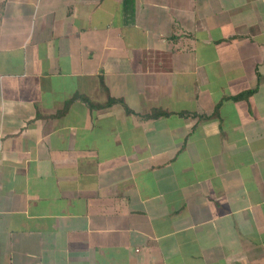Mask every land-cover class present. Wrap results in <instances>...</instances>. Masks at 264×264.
Instances as JSON below:
<instances>
[{
	"label": "crops",
	"instance_id": "1",
	"mask_svg": "<svg viewBox=\"0 0 264 264\" xmlns=\"http://www.w3.org/2000/svg\"><path fill=\"white\" fill-rule=\"evenodd\" d=\"M33 263L264 264V0H0V264Z\"/></svg>",
	"mask_w": 264,
	"mask_h": 264
},
{
	"label": "trees",
	"instance_id": "2",
	"mask_svg": "<svg viewBox=\"0 0 264 264\" xmlns=\"http://www.w3.org/2000/svg\"><path fill=\"white\" fill-rule=\"evenodd\" d=\"M253 90H250V91H248V92H245L244 94H241V95H244V96H247L250 92H252ZM113 101H116V99L115 98H110L109 100H108V103H112ZM156 113V112H155ZM165 114L166 113H168V112H164Z\"/></svg>",
	"mask_w": 264,
	"mask_h": 264
},
{
	"label": "built area",
	"instance_id": "3",
	"mask_svg": "<svg viewBox=\"0 0 264 264\" xmlns=\"http://www.w3.org/2000/svg\"><path fill=\"white\" fill-rule=\"evenodd\" d=\"M33 264H49V263H33Z\"/></svg>",
	"mask_w": 264,
	"mask_h": 264
}]
</instances>
